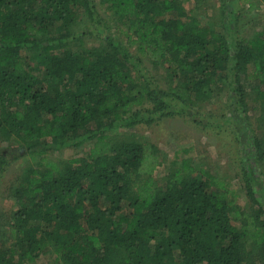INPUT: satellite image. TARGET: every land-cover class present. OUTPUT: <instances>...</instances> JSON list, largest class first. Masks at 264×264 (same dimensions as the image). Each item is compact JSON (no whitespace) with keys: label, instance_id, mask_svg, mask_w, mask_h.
I'll use <instances>...</instances> for the list:
<instances>
[{"label":"trees","instance_id":"1","mask_svg":"<svg viewBox=\"0 0 264 264\" xmlns=\"http://www.w3.org/2000/svg\"><path fill=\"white\" fill-rule=\"evenodd\" d=\"M198 1L0 0V145L30 160L9 193L0 264H264V27L220 32L187 12ZM92 28L102 39L86 46ZM227 91L229 123L243 119L247 131V98L258 104L261 137L247 138L240 165L248 211L231 182L190 157L176 152L168 163L134 134L110 135L189 115ZM88 141L61 165L48 158Z\"/></svg>","mask_w":264,"mask_h":264},{"label":"rangeland","instance_id":"2","mask_svg":"<svg viewBox=\"0 0 264 264\" xmlns=\"http://www.w3.org/2000/svg\"><path fill=\"white\" fill-rule=\"evenodd\" d=\"M95 1L98 2V0ZM255 3L257 8L251 12L248 6L245 4L242 6L239 0H199L198 2L186 3L185 8L188 13L192 11L202 24L213 26L220 32H224L225 27H230L233 29L231 34L234 31L238 37H247L261 31L264 27V0H255ZM233 10L242 16L237 23H231V19L225 14V11ZM98 11L102 14L104 9L99 7ZM82 27L85 29V25ZM92 30L95 31L94 28ZM95 33L96 36L84 38L86 46L99 45L102 39L101 34L96 31ZM227 38L232 40L231 36H227ZM144 66L147 73L156 79L157 84L166 89L168 82L163 70L155 69L149 60L143 62V68ZM228 93L227 91L211 96L201 104L200 110L193 109L189 115L179 114L165 117L150 126L138 124L132 130L111 129L110 135L113 133H117V135L122 133V136L134 134L135 140H146L156 146L161 159L168 163H171L176 152L181 153V158L190 157L196 167L209 170L214 175L221 176L231 182L240 196L239 205L248 211L249 203L242 189L240 165L245 156L244 144L249 142L248 139L251 140L255 136L261 137L259 115L253 109L258 104L254 106L251 96L247 98L250 109L247 125L249 130L247 131L246 124H244L245 120L241 118L239 125L229 123L233 106H230ZM249 131L252 133L250 138L247 136ZM90 146L91 142L88 141L79 149L57 151L48 158L61 165L68 161L71 156L77 157L87 152ZM0 147H7V144H1ZM185 150H188L189 153L186 154ZM5 153L9 155L10 164L0 181V234H3L10 223L13 205L9 194L10 190L30 161L28 156L19 158L16 150L9 145L5 149ZM166 171L167 167L158 169L154 175L155 180L162 181ZM258 176L264 180V169L258 171ZM37 264L58 263L52 256H45Z\"/></svg>","mask_w":264,"mask_h":264}]
</instances>
